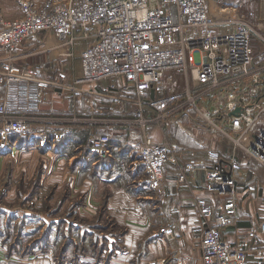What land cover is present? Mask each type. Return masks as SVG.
<instances>
[{"label":"built area","instance_id":"1","mask_svg":"<svg viewBox=\"0 0 264 264\" xmlns=\"http://www.w3.org/2000/svg\"><path fill=\"white\" fill-rule=\"evenodd\" d=\"M211 0H24L20 16L8 18L0 8V141L30 127L29 113L38 110L48 90L64 91L72 86L62 79L45 77V67L15 64L14 51L29 37L41 31L62 42L68 55L78 41L87 42L81 52V75L76 82L94 84L111 78L117 82L100 85V90L84 89L99 95L134 87L139 109L133 120L140 129L137 141L138 165L142 166L149 187L158 190L166 165L174 156L168 141L155 140L150 125L175 123L192 111L207 125L215 127L264 163V127H256L264 117V34L245 14L222 7ZM230 9V11H227ZM174 71L183 75L180 83ZM162 96L145 101L150 87ZM93 104V100H90ZM155 110L147 114L145 107ZM240 106L241 112H230ZM111 135L97 133L91 149L105 157L111 152ZM194 152H192L193 154ZM214 162L207 169L212 186L225 194L222 210L199 198L201 213L198 264H249L243 246H234L223 236L221 226L238 212L236 180L244 167L227 158L215 147L207 148ZM191 159L180 171L179 181H187L194 170ZM264 235V221L259 228ZM256 228L252 230L255 235ZM176 236L172 227L165 229ZM83 264V263H64ZM150 264H167L156 259Z\"/></svg>","mask_w":264,"mask_h":264},{"label":"rangeland","instance_id":"2","mask_svg":"<svg viewBox=\"0 0 264 264\" xmlns=\"http://www.w3.org/2000/svg\"><path fill=\"white\" fill-rule=\"evenodd\" d=\"M23 1L0 0V8L5 16L13 18L22 14ZM216 2L245 14L264 34V0H211V5ZM86 46L87 42L78 41L74 54L68 55L58 38L50 33H38L14 51L16 65L43 66L47 79H62L67 87H72L65 88L54 98L45 97L44 108L29 113L30 127L26 132H14L0 141V264H40L35 261L36 257L48 258L55 264H108L117 252L130 249L124 237L131 224L118 222L109 211L111 191L106 190L108 185L102 179L106 177L103 170L106 163L101 164L114 159H111V152L99 157L92 151L94 135L110 134L114 155L131 146L134 148L131 163L137 176L134 182L129 179L130 192L145 195L147 176L138 165L136 143H126L127 138L116 131L117 116L120 117L117 109L120 111L122 107V111H129V103L117 107L107 95L83 91L86 88L100 90V85L117 82L118 78L89 85L76 82L81 75V52ZM3 55L0 49V58ZM174 76L182 85L185 83L181 73L174 71ZM3 96L0 85V100ZM103 106L109 109L107 118H102L105 112L99 111ZM2 122L0 117V125ZM167 125L172 150L182 145L186 148L193 133L205 136L210 147L224 152L234 149L235 142L233 144L223 132L207 125L197 113L186 114ZM256 127H264V117ZM121 144L125 149H118ZM235 146L238 154L244 155L246 150ZM117 167V172H131L128 163ZM135 183L138 188L133 187ZM151 193L157 195L159 191ZM151 198L153 203L149 208L155 203L160 205L157 199ZM169 227L167 222L159 226L157 236L165 235ZM151 232L139 241L136 250L132 249L134 257L126 264H133L142 249L155 238Z\"/></svg>","mask_w":264,"mask_h":264},{"label":"crops","instance_id":"3","mask_svg":"<svg viewBox=\"0 0 264 264\" xmlns=\"http://www.w3.org/2000/svg\"><path fill=\"white\" fill-rule=\"evenodd\" d=\"M62 92L61 90L53 92L50 89L47 96L54 98ZM115 92L117 91H112L107 96L117 103V107L124 106V103H129L130 107L129 111H122V107L120 111L119 108L117 109L120 117L117 116L119 122L116 131L127 138L126 143L135 144L141 135L137 123L133 120L135 111L139 109L138 94L135 92L124 94L125 92L120 91L118 93L125 97L117 99ZM44 104V102L41 103L39 110L44 108ZM145 109L147 114L155 113L153 108V110H149L146 106ZM99 111L105 112L102 118H107L108 107L103 106ZM34 112H38V110ZM150 132L155 140L168 141L171 144V134L167 124H152ZM191 140L185 145L186 148L182 145L172 150L174 158L166 165L162 185L158 190L156 189L159 191L157 195L151 193L154 189H151L147 183L145 195L138 191L137 194H134L128 190L129 179L134 182V177L137 176V170L132 167L131 163V158L135 155L132 146L127 150L121 144L118 149L125 150L116 155L111 151L110 156L114 160L101 164L106 163L103 169L106 177L102 179L108 185L106 190L111 191L108 199L109 211L118 222L131 224L130 231L124 237V241L130 246V249L128 252H117L108 264L131 262L135 254L132 249L136 250L139 241L151 231L155 238L146 245L145 249H142V253L133 261V264H150L156 259H164L167 264H198L201 261L202 249L199 246L201 213L197 206V200L206 198L216 210L220 211L224 207L226 196L219 192L216 186L211 185L207 176V169L214 164L207 156V148L210 147L209 140L205 136H200L199 133H193ZM231 141L234 144V141ZM235 147L234 144V149H228L227 152L219 150L225 157H232L241 162L244 167L243 174L236 180L238 212L231 222L220 228L229 243L234 246H243L247 250L249 264H264V235L258 229L261 222L264 221V163L245 150L244 155L238 154ZM192 152L194 153L192 154ZM191 159H196V166L194 170L187 173V181L180 182V171ZM124 163L131 166V168L129 167L131 172L125 174L124 171H116V168L119 169L117 166L124 165ZM141 175L138 173V176ZM133 187L138 188V185L135 183ZM142 196L147 198H142ZM151 197L157 199L156 201L160 205L156 206L155 203L154 207L150 206L149 208V204L153 203ZM166 222L174 229L175 237L169 238L162 233L157 236V229ZM254 228L257 229L255 235L251 233ZM35 261L40 264H55L53 260L50 261L48 258L42 257H36ZM89 264H96V262Z\"/></svg>","mask_w":264,"mask_h":264},{"label":"trees","instance_id":"4","mask_svg":"<svg viewBox=\"0 0 264 264\" xmlns=\"http://www.w3.org/2000/svg\"><path fill=\"white\" fill-rule=\"evenodd\" d=\"M40 34L41 33H46V31H41V32H39ZM151 88V87H150ZM133 92H135V93H137V91L135 90V88L133 87L132 89H131V91H129V92H125L124 94H126V93H133ZM163 95V93L161 92V91H159L157 88H156V86H152V88L151 89H149V91H148V94L146 95V96H143L144 98V100L145 101H148V100H151V99H154V98H157V97H160V96H162ZM133 97L134 96H136V95H132ZM131 96V97H132ZM147 108L149 109V110H153L150 106H148L147 105ZM151 108V109H150ZM146 110V109H145ZM113 144V140L111 141V144H110V146ZM147 183V185H149L148 184V182H146ZM60 264H62V263H60ZM64 264V263H63Z\"/></svg>","mask_w":264,"mask_h":264},{"label":"water","instance_id":"5","mask_svg":"<svg viewBox=\"0 0 264 264\" xmlns=\"http://www.w3.org/2000/svg\"><path fill=\"white\" fill-rule=\"evenodd\" d=\"M242 108L240 106H238L237 108H235L234 110H232L230 113L232 115H236L239 114L241 112Z\"/></svg>","mask_w":264,"mask_h":264},{"label":"bare ground","instance_id":"6","mask_svg":"<svg viewBox=\"0 0 264 264\" xmlns=\"http://www.w3.org/2000/svg\"><path fill=\"white\" fill-rule=\"evenodd\" d=\"M212 10H213V11L217 10V8L215 7V5L212 6ZM151 88H152V87H151ZM151 88H150V89H151ZM143 98H144V97H143ZM136 107H137V105H136Z\"/></svg>","mask_w":264,"mask_h":264}]
</instances>
